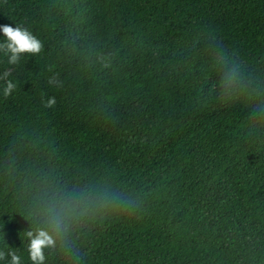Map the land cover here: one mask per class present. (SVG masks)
<instances>
[{
	"label": "trees",
	"instance_id": "1",
	"mask_svg": "<svg viewBox=\"0 0 264 264\" xmlns=\"http://www.w3.org/2000/svg\"><path fill=\"white\" fill-rule=\"evenodd\" d=\"M5 25L44 49L0 52V251L264 264V0H0Z\"/></svg>",
	"mask_w": 264,
	"mask_h": 264
},
{
	"label": "clouds",
	"instance_id": "2",
	"mask_svg": "<svg viewBox=\"0 0 264 264\" xmlns=\"http://www.w3.org/2000/svg\"><path fill=\"white\" fill-rule=\"evenodd\" d=\"M0 30H2L4 37H6V41L0 43V52H3L4 55L8 57L9 64L15 65L19 63L23 54L37 56L44 49L43 42L26 27L16 25L14 28L10 25H5ZM9 75L10 73L5 71L3 75L0 76V80L6 82V87L3 89V94L6 98L9 97L17 87L15 83L8 80ZM49 84L61 87L55 76L49 79ZM55 104L56 98L51 97L47 100L46 107L51 108L55 106ZM26 236L30 240L28 253L32 264H45L44 250L55 245L53 236L45 230H38L35 233L28 231ZM6 256L11 257L9 264H22L21 256L18 255L15 250L8 253L0 251V260L5 259Z\"/></svg>",
	"mask_w": 264,
	"mask_h": 264
},
{
	"label": "rangeland",
	"instance_id": "3",
	"mask_svg": "<svg viewBox=\"0 0 264 264\" xmlns=\"http://www.w3.org/2000/svg\"><path fill=\"white\" fill-rule=\"evenodd\" d=\"M14 70H15V68H10V69H8L7 71L10 73V75L14 72ZM10 75L8 76V79H9V77H10Z\"/></svg>",
	"mask_w": 264,
	"mask_h": 264
}]
</instances>
